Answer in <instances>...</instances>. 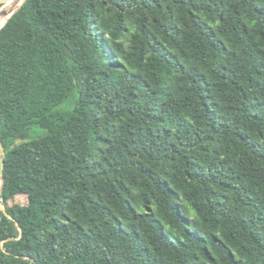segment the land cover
Returning <instances> with one entry per match:
<instances>
[{
	"label": "trees",
	"instance_id": "1",
	"mask_svg": "<svg viewBox=\"0 0 264 264\" xmlns=\"http://www.w3.org/2000/svg\"><path fill=\"white\" fill-rule=\"evenodd\" d=\"M0 139V264H264V0H27Z\"/></svg>",
	"mask_w": 264,
	"mask_h": 264
},
{
	"label": "water",
	"instance_id": "2",
	"mask_svg": "<svg viewBox=\"0 0 264 264\" xmlns=\"http://www.w3.org/2000/svg\"><path fill=\"white\" fill-rule=\"evenodd\" d=\"M27 0H0V21L3 17L9 16L5 24L1 27V29L12 19V17L20 11V9L24 6ZM9 7L8 10H4V8ZM0 29V30H1ZM5 158H6V150L4 144L0 139V198L1 192L4 187V170H5Z\"/></svg>",
	"mask_w": 264,
	"mask_h": 264
},
{
	"label": "bare ground",
	"instance_id": "3",
	"mask_svg": "<svg viewBox=\"0 0 264 264\" xmlns=\"http://www.w3.org/2000/svg\"><path fill=\"white\" fill-rule=\"evenodd\" d=\"M8 9H9V7L4 8L5 11L8 10ZM8 18H9V16H5V17L2 18V20L0 21V29L5 24V22L7 21ZM0 202H1V199H0Z\"/></svg>",
	"mask_w": 264,
	"mask_h": 264
},
{
	"label": "rangeland",
	"instance_id": "4",
	"mask_svg": "<svg viewBox=\"0 0 264 264\" xmlns=\"http://www.w3.org/2000/svg\"><path fill=\"white\" fill-rule=\"evenodd\" d=\"M0 211H5V207L2 205Z\"/></svg>",
	"mask_w": 264,
	"mask_h": 264
}]
</instances>
